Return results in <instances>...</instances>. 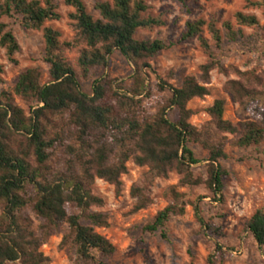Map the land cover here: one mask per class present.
<instances>
[{
    "label": "trees",
    "instance_id": "16d2710c",
    "mask_svg": "<svg viewBox=\"0 0 264 264\" xmlns=\"http://www.w3.org/2000/svg\"><path fill=\"white\" fill-rule=\"evenodd\" d=\"M62 1L74 10L69 20L75 36L68 44L61 42L60 32L45 27L46 23L61 20L51 0H0V18L18 19L24 28L42 31L43 61L49 79L43 84L40 70L30 69L20 75L10 91L0 95V264H47L49 260L41 249L51 232L61 226L68 227L64 243L75 253L74 264H108L106 261L115 254V248L96 230L108 228L109 218L91 211L103 207V201L93 193L97 180L114 187L119 195L121 179L128 174L127 165L132 162L139 168H147L153 178H167L175 172L181 177L180 187L203 185L218 199L222 197L223 179L227 176L219 164L226 158L223 136L235 137L234 145L239 149L264 145V117L260 122L231 124L223 118L222 100L215 101L207 110L210 121L205 129L210 128L218 135L217 142L206 139L189 123L193 113L187 107L193 100L210 95L207 86L211 73L216 71L224 76L230 71L239 73L226 68L210 43L202 38L206 30L216 50L222 48L224 38L236 42L242 34L230 23H224L221 29L203 20L186 23L179 43L198 39L207 62L199 68V80L187 77L180 88L161 84V92L170 97L154 116L145 117L141 101L137 100L147 90L143 68L173 45L135 37L141 30L163 27L164 22L147 16L149 8L143 0L96 3L97 19L88 13L81 0ZM178 1L187 9L185 0ZM261 6L264 8V4ZM235 19L243 27L258 26L253 16L237 14ZM0 46L11 61L19 52L15 37L6 32L5 26H0ZM70 49H78V67L83 79L95 69L106 68L108 58L120 52L134 67L132 86L126 89L99 79L93 83L92 96L84 94L77 73L67 63L66 52ZM225 91L240 106L245 99H256L254 91L239 81L226 83ZM15 98L27 106L28 115L15 104ZM174 111L176 120L172 121L168 113ZM57 119L63 122L66 119L65 133L52 132L58 130ZM67 140H72L75 146H66ZM191 145H199L208 153L204 178L194 175L192 168L199 161ZM60 147L66 149L68 158L65 169L54 173L52 161ZM131 197L136 200L132 213L152 205L141 189L133 188ZM67 206H72L76 213L69 214ZM27 209L44 222L38 228L39 235L32 219L25 214ZM194 213L206 228L197 205ZM183 215V208L170 205L158 212L144 230L151 235L160 233L166 239L168 222ZM207 229L218 233L217 229ZM246 231L264 257V206L249 219ZM209 264L214 263L210 260Z\"/></svg>",
    "mask_w": 264,
    "mask_h": 264
},
{
    "label": "rangeland",
    "instance_id": "374dc122",
    "mask_svg": "<svg viewBox=\"0 0 264 264\" xmlns=\"http://www.w3.org/2000/svg\"><path fill=\"white\" fill-rule=\"evenodd\" d=\"M43 1V0H29ZM58 8L61 16L59 22L46 23L61 34V42L68 44L74 40L75 33L71 29L69 16L74 13L66 7L62 0H51ZM88 13L97 19L94 10L96 3L111 0H81ZM149 8L147 16L159 18L164 22L161 28L141 30L136 39L140 41L160 40L173 47L152 59L143 68L147 90L142 97L141 112L145 117L154 116L161 110L170 95L162 93L163 83L174 88H180L184 79L200 78L199 68L207 62L198 39L187 43H179L185 25L188 22L203 20L213 22L218 29L224 23H230L236 32H241L236 42L223 39L222 48L216 50L214 44L204 30L202 38L210 43L216 57L226 68H234L238 74L230 71L224 76L214 71L207 88L210 95L204 99H195L187 109L193 113L189 123L206 136V139L217 142L218 135L206 128L210 121L207 110L215 101L225 102L224 120L237 125L242 122H260L264 117V0H185L187 9H183L178 0H143ZM261 4V5H258ZM253 16L258 21L257 27H243L236 22V15ZM0 26L6 27L15 37L19 52L9 59L6 51L0 46V95L10 91L17 83L20 75L30 69H39L42 73V83L48 79V67L44 63V40L42 31L28 30L18 19L0 18ZM66 59L78 75L81 90L92 96L93 83L99 79L113 82L114 86L122 85L126 89L132 86L134 67L120 52H114L108 58L106 68L91 71L87 79H83L78 67V49L66 52ZM240 74V75H239ZM229 81H239L250 87L256 99H245L242 106L225 91ZM262 85H258V84ZM123 94V91L120 92ZM130 97V95H127ZM131 98V97H130ZM15 104L26 115L27 106L15 98ZM176 111L169 112L172 121L176 120ZM64 122L57 119L58 130L63 132ZM224 154L226 158L220 161L221 168L227 176L223 179L222 197L216 199L205 186L180 187L181 177L173 172L167 178H153L147 168H139L132 162L128 174L122 177V191L118 195L115 188L97 180L93 193L103 201V207L93 208L92 212L106 214L109 226L97 229L96 232L110 242L115 248V254L106 262L108 264H264L259 247L252 236L246 231V224L252 215L264 206V145L249 149L235 147V137L223 136ZM66 146H75L72 140L65 142ZM199 163L194 166L195 177H205L208 153L199 145H191ZM66 149L60 147L53 158L54 173L65 169L67 160ZM133 188L144 191L152 201V205L144 211L132 213L136 200L131 197ZM179 198H176L175 195ZM170 205H178L184 209V215L174 217L167 224L166 239L160 233L151 235L145 232V226L156 214ZM198 206L200 217L205 226L198 222L194 206ZM69 214L76 211L72 206L66 207ZM25 214L33 222V228L38 232L44 222L38 220L27 209ZM207 227L217 229L218 233L209 231ZM40 233L38 232V235ZM68 235V227L61 226L53 230L49 240L41 249L48 258L47 264H74L75 253L64 238ZM19 264V263H8Z\"/></svg>",
    "mask_w": 264,
    "mask_h": 264
}]
</instances>
